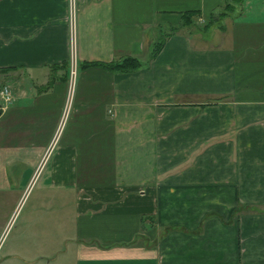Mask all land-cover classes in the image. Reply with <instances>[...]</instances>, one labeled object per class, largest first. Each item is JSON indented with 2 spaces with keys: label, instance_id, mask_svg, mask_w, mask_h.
<instances>
[{
  "label": "crops",
  "instance_id": "1",
  "mask_svg": "<svg viewBox=\"0 0 264 264\" xmlns=\"http://www.w3.org/2000/svg\"><path fill=\"white\" fill-rule=\"evenodd\" d=\"M74 8L71 37L69 0H0V186L44 172L73 209L38 264H264V0Z\"/></svg>",
  "mask_w": 264,
  "mask_h": 264
},
{
  "label": "rangeland",
  "instance_id": "2",
  "mask_svg": "<svg viewBox=\"0 0 264 264\" xmlns=\"http://www.w3.org/2000/svg\"><path fill=\"white\" fill-rule=\"evenodd\" d=\"M66 101L65 97L64 105ZM46 177L44 172H39L28 181L27 172L19 188L15 184L12 188L0 186V264H10L5 258L9 252L27 256L33 259V264H38L40 259H45L42 254L65 251L67 246L71 249L72 244L67 242L72 241L60 238L62 234L72 233L71 201L65 198L62 207L51 206L53 195L46 189ZM16 258L11 263L26 264L20 257ZM70 259L66 260L70 262Z\"/></svg>",
  "mask_w": 264,
  "mask_h": 264
},
{
  "label": "built area",
  "instance_id": "3",
  "mask_svg": "<svg viewBox=\"0 0 264 264\" xmlns=\"http://www.w3.org/2000/svg\"><path fill=\"white\" fill-rule=\"evenodd\" d=\"M74 22H75V8H74V0H69V23H70V33L71 37L73 35V30H74ZM74 78H75V65L72 64L70 68V73H69V79H68V90L66 93V99L67 101L65 102V105L62 110V116L60 118V121L58 123L57 129L55 131L53 140L56 139L57 134L63 127V124L65 122L66 116L69 112L70 104H71V99H72V94L73 91L71 90V86L73 85L74 88ZM0 94L1 97L4 98L5 100H10L12 97L11 93V88L9 87L8 84H3L2 87L0 88Z\"/></svg>",
  "mask_w": 264,
  "mask_h": 264
},
{
  "label": "trees",
  "instance_id": "4",
  "mask_svg": "<svg viewBox=\"0 0 264 264\" xmlns=\"http://www.w3.org/2000/svg\"><path fill=\"white\" fill-rule=\"evenodd\" d=\"M225 13L226 11L222 12V14H225ZM196 14H198L197 10L195 9L190 10V12L187 13V18H188L187 21L188 22L192 21L193 16ZM211 21H213L212 18L208 19V21L205 24L208 25ZM160 44H161V41L154 46L152 50L153 51L152 55L157 53V51L159 50ZM100 64L104 65L105 67L114 69V70L128 71V70L136 69L137 67H139L141 65V61L135 56L127 55V56L122 57L121 59H118L115 61H109V62H101Z\"/></svg>",
  "mask_w": 264,
  "mask_h": 264
}]
</instances>
